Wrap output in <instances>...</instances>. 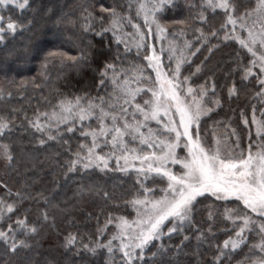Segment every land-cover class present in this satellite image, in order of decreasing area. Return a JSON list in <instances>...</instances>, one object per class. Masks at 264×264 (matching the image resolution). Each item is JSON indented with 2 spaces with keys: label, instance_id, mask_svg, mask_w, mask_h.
<instances>
[{
  "label": "trees",
  "instance_id": "trees-1",
  "mask_svg": "<svg viewBox=\"0 0 264 264\" xmlns=\"http://www.w3.org/2000/svg\"><path fill=\"white\" fill-rule=\"evenodd\" d=\"M257 2L227 0L228 11L236 4L240 13H253ZM137 3L141 0H29L23 9L12 5L1 9L0 51L15 49L19 55L0 56V125H4L0 145L8 146L10 156H0V206L16 203L12 212L0 214V232L9 236L8 245L15 240L18 248L15 256H5V242L0 240V264L9 260L11 264H124L119 249L108 251L116 233L110 222L130 219L134 202L156 196L160 182H142L112 166L84 169L81 160L70 169L69 162L92 145L89 133L100 128L97 120L41 127L46 115L67 102L100 106L99 96L110 112L116 107L118 87L126 80L134 83L132 76L147 68V49H127L111 30V11L124 22L130 18L145 28ZM150 4L159 5V0ZM224 13L225 9L210 6L209 0H168L156 17L167 41L178 43L188 55L180 79L195 89H212L209 102H221L209 117L213 125L206 139L211 141L215 132H235L246 147L253 134L241 120L251 124L253 115L264 116V96L259 74L243 72L244 65L252 68L250 53L236 41L225 40L231 28ZM8 23L15 25L14 31ZM102 30L106 31L101 38L96 33ZM101 39L102 50L115 60L116 72L109 71L105 86L98 88L99 71L91 54L101 49ZM82 53L88 54L87 63L81 61ZM235 206L242 207L209 196L196 205L190 222L154 241L155 246L149 245L142 254L138 251L135 264H158L160 259L172 264H241L238 256L229 252V257L222 249L232 235V223L221 216ZM161 247L167 251L164 257L157 254Z\"/></svg>",
  "mask_w": 264,
  "mask_h": 264
},
{
  "label": "snow or ice",
  "instance_id": "snow-or-ice-1",
  "mask_svg": "<svg viewBox=\"0 0 264 264\" xmlns=\"http://www.w3.org/2000/svg\"><path fill=\"white\" fill-rule=\"evenodd\" d=\"M4 2L7 3V0H4ZM28 3L29 0H23V3H20L19 7L23 9ZM167 4L168 0H159V5L153 4L152 9L155 10L157 7L166 8ZM209 4L211 6V0H209ZM216 6L225 9L224 15L227 16L226 24L230 23L235 27L237 20H239L241 29L246 27L244 20L250 15L256 14L264 17V0H258L253 13L247 10L240 13V6L236 4L231 6V12L228 11L229 5L227 3L221 2ZM101 7L103 8V5H101ZM140 7L143 9L144 5ZM104 11L111 10L104 9ZM111 15L114 18L113 24H116L118 22L117 13L111 11ZM0 23H2V17H0ZM221 27L223 28L225 25ZM7 28L14 31L15 25L13 23H8ZM157 29L160 32L164 31V28L160 27L159 24H157ZM3 31V28H0V33ZM103 31L106 30H102L100 33L96 34L100 35L102 38ZM213 35H215V33H213ZM2 39L3 36L0 35V40ZM250 43H256V37L251 29H249V41L246 42L241 39L240 44L242 47H247L248 52L255 56L256 53L253 51V48L249 46ZM260 44L264 45V37H261ZM102 49L103 42L101 39V49L91 54L92 62L97 64V69L99 71L98 88H103L105 86L109 71L113 72V74L116 72L115 60L109 53L104 52ZM110 49L111 41L109 42V51ZM18 55L19 53L15 49L0 51V56ZM71 59L75 60L76 58L71 57ZM146 59L149 61V66L155 71L156 82L159 84L158 90L156 88L150 89L152 99L145 101L146 105L152 106L150 118L158 120L161 110L167 115L173 109L174 102L173 115L176 113L179 114V122L174 124L171 117L167 121L165 127L168 129L169 136L171 137L172 134H174V138L169 139L167 143L160 146L161 155L152 153L150 156L140 157L142 163L152 160L157 164V166L153 168L152 163H149L146 171L143 168L140 169V171H145V174L148 171H154L157 174L163 172V176L167 177L169 183L165 195L152 203L153 214L150 215L147 220L135 222L139 227V231H134L128 236L129 243L121 244L124 264H135V259L139 257V254L143 253L147 246L151 245L154 247L155 245L152 242L164 236V228H168L169 235L176 232L182 225V222L187 220L194 212L196 205L208 199L209 196L215 197L217 200H227L229 197H234L237 202H242L245 209H250L251 212L258 213L259 216L264 219V145L260 146L255 155H253L251 151V145L247 155H245L243 151L239 153L222 152L219 146L215 150L211 148L206 150L205 147L201 145L198 127V123L204 115L205 110L201 109L199 105L193 110L190 105H186V102L182 100L181 96L178 94L177 90L181 88L183 83V81L179 80L181 75L179 64H177L175 69L169 70L171 72L169 76L162 70V64L160 63L161 58L156 55L155 52H153L151 56L146 57ZM81 61L87 63L88 54L82 53ZM79 62L80 61H78V63ZM252 66H255L254 61L252 62ZM243 72L245 76L251 75L252 68L244 65ZM259 73V76L256 78L261 87L260 94H264V56L260 57ZM184 79L186 80L187 77ZM187 91L191 93L192 89L188 88ZM129 94L133 96V99L135 98V93ZM97 98L101 100V105L99 106L100 116L98 117L101 122L100 134L104 135L109 131L103 124L104 117L107 116L108 113L104 111L102 106L103 98L99 96ZM136 112L143 114L145 120L149 119V113L142 109L139 104L135 105V111L132 113L133 117H135ZM120 114L122 116H127L128 109L121 107ZM60 119H64V117ZM81 119H83V116H81ZM111 119V131L115 133V135L112 136V144L114 147L119 145L125 148L123 140L125 132L130 130L129 134H131L133 140H135V134L139 133L141 125L136 124L133 126L125 121L122 130V128L118 126L119 117L112 115ZM194 125H196V127H193ZM3 127V125H0V128ZM37 129L39 130L38 126ZM68 131H72V129L69 128ZM89 134L93 137V146H95L97 133L92 132ZM141 142L147 144L148 148L157 147V145L149 140L142 139ZM181 144H183V149L186 150L183 156H179L176 152V149L180 148ZM125 150L127 149L125 148ZM88 153V156L84 158L86 161L83 163L84 169H88L93 163H95L97 167L102 165L103 169L108 168L107 157L95 156L92 148L88 149ZM0 156L10 159L7 145H0ZM123 158L127 164L129 157L124 156ZM80 159L81 157L77 154L76 160L70 161L68 167L70 169L75 168L77 161ZM118 161L119 157H117V162ZM168 163L172 165H181L180 172L173 173L168 170ZM75 170L79 171V169ZM11 207V205L8 206L9 211H11ZM241 211H243V209H241ZM166 221L168 223H165ZM244 223L245 225L250 223V217L245 216ZM169 224H171V227L168 226ZM119 227L121 228L120 238L123 240V234L127 231L129 225L127 222H122ZM261 230L264 231V227H262ZM241 231L243 232V229H241ZM115 238L116 237H114V239ZM240 239L243 240V236H241ZM0 240L5 242V256H15L18 251L15 240H13L11 245H8L7 237L4 232H0ZM73 242L74 238L70 236L68 238V243L71 245ZM227 243L228 241L225 242L226 245ZM107 247L109 253H111L113 251L111 244L109 243ZM137 249L140 250L139 254L135 251ZM233 249L235 250V245H233ZM157 254L164 257L167 255V251L161 247L157 250ZM157 254H154L152 259L155 260ZM8 264H11V260H9ZM158 264H172V262L160 259Z\"/></svg>",
  "mask_w": 264,
  "mask_h": 264
},
{
  "label": "rangeland",
  "instance_id": "rangeland-1",
  "mask_svg": "<svg viewBox=\"0 0 264 264\" xmlns=\"http://www.w3.org/2000/svg\"><path fill=\"white\" fill-rule=\"evenodd\" d=\"M221 2L227 3V0H216L214 2L211 0V5L216 9L219 8L216 5ZM20 3H23V0H7V3H5L4 0H0V12L1 9L6 6L12 5L19 7ZM141 5H144L143 9H141ZM152 5L153 4H150V0H141L140 4H136V12L140 21H142V23L145 25L144 29H142L139 24H136V22H133V20L131 21L130 18V20L125 19L128 21L127 23L124 22V19L119 18L116 24L112 23L111 30L116 35L118 41H120L127 49L142 52L146 48L147 57L151 56L153 52H155V54L160 56L161 58L160 63L162 64V70L170 76L171 72L169 70L175 69L177 67V64H179L180 66V72L182 71V67L186 64L185 62L188 59V55H186L185 50L177 47L178 43H175L174 41H167V39L165 38V31L160 32L157 29V24L159 23L156 14L160 11L161 8L157 7L155 10H153ZM0 17H2L1 13ZM244 23L246 24V27L243 29H241L240 27V21H237L235 27L230 24V35L226 37L225 40L236 41L238 44H240L241 39L248 42L249 29H251L256 37V43L249 44V46L252 47L253 51L256 53L255 56L250 53L252 62H255V66H252V74H260V57L264 56V45L260 44L261 37H264V17L252 14L246 20H244ZM243 48L248 52L247 47ZM147 71H150L148 75L145 73ZM139 72L141 73V75L134 74V76H132L134 78V83L126 82V80L120 87H118V92L116 94L117 96L115 98V109L111 110L110 112L104 109V111L108 113V115L105 116L103 120L104 127L109 130L107 134H100L101 122L98 119V117L100 116V107L92 103H84L82 100L63 103L58 111L45 116V119L47 121L43 123L45 126L41 127V129L45 130L49 128V126H51V128H61L72 123H83L89 122L91 120H97L99 122L100 128L98 130L90 132L97 133L96 144L95 146H93V137L91 136L92 145L90 147H86L85 151L81 155L80 160L82 161V164L86 162L84 158L89 154L88 149L92 148L93 154L95 156H104L108 158L107 169L112 166L118 168L124 173H133L142 182L148 180L160 182L161 187L159 189V193L156 196L140 198L134 202L133 213L130 219L116 218L115 220H112L110 222V224L116 230V233L111 239L110 244L113 250L119 249L121 252L123 251L121 248V244L129 243L130 241L128 240V236L134 231H139V227L135 222L140 220H147L148 217L153 214L152 203L159 200L162 196L165 195V191L167 190V185L169 183L167 177L163 176V172L157 174L154 171H148L145 174L149 163H152L153 168H155L157 164L152 160L142 163L140 157L150 156L152 153L161 155L162 153L160 151V146H162L164 143H167L169 139L174 138V134H172L171 137L169 136L168 129L165 127L167 121L171 117L174 124H177L179 122V114L176 113L175 115H173L174 102L173 109L167 115H165L163 110H161L160 118L158 120H153L150 118L152 106L146 105L145 101L152 99L150 89L156 88L158 90L159 84L156 82L155 71L149 66L148 60L147 68L142 69ZM180 78L181 77H179V80L184 82L182 83L181 88L177 90L178 94L181 96V99L186 102V105H190L193 110L197 105H199L201 109L205 110L204 115L201 117L198 123L201 145L205 147L206 150L208 148L215 150L219 146L222 152L239 153L243 151L245 155L248 154L249 147L251 145V151L253 155H255L260 146L264 145V116L253 115L250 118L251 124L248 120H241L243 121L244 126L248 128L249 134H253L251 135V137L253 138L249 137L246 147H243L240 144V139L235 132H215L213 139L211 141L207 140L206 138H208L210 134V126L213 125L209 124V117L219 110V108L221 107V102L218 99H213V101L209 102L208 95L212 92V89H195L191 87L187 81L181 80ZM188 88L192 89L191 93H188ZM129 93H135V98L133 99V96ZM136 104H139L142 109L149 113V119L145 120L144 115L140 112H136L135 117H133L132 113L135 111ZM121 107L128 109L127 116H122L120 114ZM112 115H116L117 117H119L118 126H120L122 130L125 121L133 126H135L136 124L141 125L139 133L135 134V140H133L132 135L129 134L130 130L125 132L123 140L125 148L127 150L120 147L119 145L114 147L112 144V136L115 135V133L111 131ZM81 116H83V119H81ZM61 117H64V119H60ZM206 120H208V122ZM193 127H196V125H194ZM142 139L151 141L153 144L157 145V147L148 148L147 144L141 142ZM176 152L179 156L185 155L186 150L183 149V144H181L180 148L176 149ZM124 156L129 157L127 164L125 163V160L123 158ZM117 157H119L118 162ZM181 167V165H172L171 163L167 164L168 170L173 173H179ZM89 168L106 170L102 168V165L100 167H97L95 163H93ZM142 168L145 171H140V169ZM211 198L216 199L215 197ZM218 201L236 202L237 204H240V206H242L232 207L228 211H225V213L227 212V216H225L224 214H222L221 216L224 221H229L230 223H232V227L229 228L230 231H232V235L229 236L227 245L225 244L226 241L223 243V251L228 254L229 257L232 256H230L229 252L233 253V255L235 256H238L239 262L241 264L243 262L244 264H264V231L261 230L262 227H264V219H262L258 213H253L250 209H245L242 202H237L234 197H229L227 200ZM9 205L12 206L11 211H9ZM14 208H16L15 202H11L8 205H1L0 210H2V212H0V214H8L12 212ZM243 208L244 210L240 211ZM29 211H31V209H29ZM216 214L217 213L214 212L212 217H214ZM245 216L250 217V223H248L247 225H245L244 223ZM192 218L193 213L187 220L182 222V225L190 222ZM122 222H127V224L129 225L127 231H125L123 234V240L120 238L121 228L119 227ZM165 223L168 222L166 221ZM168 226L171 227V224H169ZM241 229H243V232L241 231ZM164 235H169L168 228H164ZM5 236L7 237V239L9 238L7 234H5ZM241 236H243V240L240 239ZM114 237L116 238L114 239ZM233 245H235V250L233 249ZM135 251L137 253L140 250L137 249Z\"/></svg>",
  "mask_w": 264,
  "mask_h": 264
}]
</instances>
